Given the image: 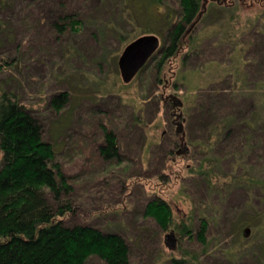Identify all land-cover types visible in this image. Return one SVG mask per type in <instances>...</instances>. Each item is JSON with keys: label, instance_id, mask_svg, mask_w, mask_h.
I'll return each mask as SVG.
<instances>
[{"label": "rangeland", "instance_id": "obj_1", "mask_svg": "<svg viewBox=\"0 0 264 264\" xmlns=\"http://www.w3.org/2000/svg\"><path fill=\"white\" fill-rule=\"evenodd\" d=\"M73 1L75 5L82 7L83 16L90 20L88 26L91 24V18L100 17L105 20L109 18L110 25L120 26L118 30L121 28L128 30L132 26L134 19L131 12L123 15L115 10L105 12L111 0ZM172 3L176 4L175 0ZM225 3L231 5L223 7L210 3L209 11L196 26H192L190 35H195L196 41L191 47L193 51L190 52L192 54L189 63L185 65L178 58L173 60L156 83L153 82L155 72L151 66L144 71V74L135 75L130 81L122 79L117 66L118 75L113 79L116 68L113 71V67L110 66L107 73L104 72L106 79L102 83L96 82L89 74L75 69V66H79L81 62L77 51H74L71 58L67 57L66 63L70 62L74 67L70 68L68 65L67 69L58 59L59 48L63 47V51L68 47L71 49V43L66 40H54L53 32L48 31L52 13L60 11L54 1L10 0L9 5L0 4V18L7 21L0 41V57L16 58L13 64L0 71V78L6 75L12 78L7 85L15 88L23 101L33 106L36 112L41 113L46 137L56 143L59 150L57 157L76 183V201L81 203V209L86 217L91 218L93 211L110 208L104 216L95 215L97 217H92L91 221L98 224L111 223L114 226L118 224L117 226L128 234L131 245L129 264H167L166 259L169 257H182L188 264H264V226L252 227L243 224L240 229H235L234 225L241 217H249L256 210L264 209V187H258L253 182L249 185V181L245 178V175H264L262 132L255 130V133H252L248 140L249 146H246L240 154L239 163L230 162L228 157L219 160V171L224 172L223 181L218 184V187L222 186L221 189L208 186L201 173L187 171L185 165L190 164L186 159L187 154L194 152L200 155L204 151L192 146L188 141V137H192L193 133L191 136L185 135L187 141L183 139L180 143L178 140V143L173 142L168 146L165 142L162 143L164 140L160 138L164 133H172V138L175 139L176 131H180L181 128L183 130L182 126L187 127L186 111L190 109L192 103L188 100L190 91H196L197 87L205 82L210 89L211 80L223 79L221 69L217 70V64L211 63L213 59L222 66L227 65L231 68V65L238 62L231 60L228 53L232 48L231 44H234L239 36L252 34L256 40L264 39V0H244V3L239 0L232 2L226 0ZM133 9L136 13L133 16L137 20L144 22V19L155 18H151L153 15H146L144 11L141 12L143 8L140 10L133 5ZM38 17H41V21L36 27ZM110 28L113 30L111 32L117 33L115 27ZM134 33H138V30H134ZM80 38L88 40V33L85 32ZM109 38L113 48H116L119 41L114 38L113 33H109ZM123 45L125 44L121 43V50ZM161 45L160 39L159 46ZM246 45V51L242 49L241 57L245 59L242 65L248 77L255 79L254 71L257 66L254 58L257 56L253 54L255 48L251 42H247ZM235 46L240 52L238 42ZM93 47L85 48L86 52L91 55L96 54L97 46ZM61 59L63 62L66 58ZM56 61L61 70L54 69L53 64ZM201 65L203 71L200 72L198 67ZM244 75L247 77L246 74ZM103 83L112 90L110 93L98 95ZM64 88L71 91L70 101L63 109L64 112L67 111L65 115L63 111L58 115L59 113H53L48 107L47 98L54 91ZM168 93L176 94L182 99V107L179 110L174 106H164L159 100L163 97L172 106L171 97L166 98ZM153 96H157L159 101L152 102ZM148 99H150L148 105L150 108L145 112V116L148 118V134L151 139L149 137L147 139L149 138L152 143L144 145L146 140L142 135L136 132L126 134V132L133 123V116L139 112L138 106L145 104ZM249 99L250 104L246 105V111L251 110L253 103L257 101L254 96ZM99 105L104 111L87 110L88 107ZM60 120L65 121L59 127L57 123L59 124ZM100 120L107 128L117 131L121 153L124 154L123 161L116 163L115 160H111V167L97 152V142L102 139ZM150 124H155V128L150 129ZM199 130L201 131L194 132L196 136L202 133V129ZM258 136L260 141L255 145ZM250 143L253 144L252 147ZM170 148L173 151L176 149L186 153L169 158L167 150ZM126 163L134 165L131 169L133 173L138 172L140 186L128 189L130 179L125 180L124 186L121 176L125 174L126 169L123 166ZM159 173H162L165 179H161ZM240 174L244 175L243 179H235V176ZM153 194L161 195L170 203L176 218L190 215L194 222L188 225L190 233L180 231L174 226L161 231L155 221L141 215V203L145 196ZM199 201L203 203L204 208L216 206L218 202L222 208V215H219L221 221L217 223L219 226L217 228L216 225L211 226L208 239L206 238L203 243L195 236L196 218L201 215L197 207ZM115 209L123 214L122 217L120 216L121 220L114 215L115 219L112 217L113 220L108 221L106 217H110ZM130 220L139 222L136 223L138 229H135L134 223ZM244 226L250 229L247 236L242 234ZM170 229L175 232L176 237L172 247L165 242L166 234ZM147 236L149 239L144 240ZM219 242L226 246L224 248L226 250L222 251L216 247ZM86 263L106 264L95 255L89 256Z\"/></svg>", "mask_w": 264, "mask_h": 264}, {"label": "trees", "instance_id": "obj_2", "mask_svg": "<svg viewBox=\"0 0 264 264\" xmlns=\"http://www.w3.org/2000/svg\"><path fill=\"white\" fill-rule=\"evenodd\" d=\"M52 1L60 11L52 13L48 31L53 32L54 40H66L74 48L68 47L64 51L63 47L59 48L60 57L66 58L63 62L60 57L58 58L61 65L67 69L68 65L74 68L73 64L66 63V60L68 56V59L73 56L74 51H77L81 62L79 66H75V69L84 71L100 83L106 79L104 72L107 73L110 66L113 67V71L116 66L119 70L118 58L121 53V43L126 45L132 38L145 33H155L161 39L162 45L143 62L135 75L141 76L151 66L155 72L153 82L156 83L173 60L178 58L187 65L192 54L190 52L193 51L191 47L196 41V36L190 35L192 28L186 32L190 24L194 22L193 26H196L209 11V4L212 2L223 7L231 5L225 3L226 0H175L176 4L172 3L173 0H128V2L111 0L105 12L115 10L122 15L131 12L134 19L130 29L118 30L120 26L110 25L109 18L105 20L101 17L96 19L89 17L92 21L88 26L90 20L83 16L82 7L75 5L73 0ZM239 1L244 3V0ZM0 4L9 5L10 0H0ZM133 5L140 10L143 8L141 12L144 11L146 15L150 14L153 15L151 18H155L144 19V22L135 19ZM40 18L36 20V27L41 21ZM122 18L124 19L123 16ZM128 22L130 23L129 20ZM6 26L7 21L0 18V41ZM111 26L116 28L117 33L111 32L113 31ZM134 30H138V33L133 34ZM85 32L88 33V40L80 38ZM109 33H113L114 38L119 41L116 48H113V43L109 40ZM237 42L241 46H238L240 52L235 46ZM247 42H251L255 48L253 54L257 56L254 57L257 65L254 71L255 79L248 77L242 65L245 60L241 57L242 49L244 48V51L247 48ZM92 45L97 46L94 55L85 50V48L93 47ZM231 45L232 51L229 50L228 57L238 63L235 62L230 68L227 65L222 66L214 59L212 62L210 60L209 62L217 64V70L221 69L223 79H213L214 82L211 80L210 89L205 82L201 83L196 91L188 93V100L192 103L189 106L190 109L186 111L187 127L182 126L183 130L181 128L180 131H176L177 140L172 138V133L162 135L161 132L162 136H160L164 140L162 143L165 142L168 146L173 142L178 143V140L181 143L187 135L191 136L193 133L192 137L186 139L192 146L204 151L200 155L194 152L187 154L186 159L190 164L185 166L190 173H201L207 185L212 188H217L223 181L224 172L222 174L219 171V160L228 157L230 162L239 163L240 154L246 146H249L248 140L255 130L262 132L264 140V39L256 40L252 34L241 35ZM230 52L233 53L232 56ZM15 60L16 58H7V56L0 57V71L13 64ZM53 65H55L54 69L61 70L57 61ZM117 68L113 72V79L117 78ZM198 71H203V65L198 67ZM258 72H262V76ZM11 79L7 75L0 78V264H87L88 257L94 255L106 264H129L131 245L128 234L119 228L118 224L114 226L111 223H104L106 221L103 222L104 224L91 221L92 217L104 216L110 208L93 211L91 218L86 217L81 209V203L76 201V183L57 157L59 150L56 143L46 137L41 113L36 112L33 106L23 101L15 88L7 85ZM239 80L240 82H237ZM102 86L98 95L110 93L112 90L105 83ZM70 96L71 91L68 88L54 91L47 98L48 107L53 113H59L69 103ZM251 96H254L257 101L253 103L251 110L246 111L245 108L250 104ZM151 100L154 103L160 100L164 106L173 107L163 97L157 100V96H153ZM149 101L150 99L138 106L139 112L133 116V123L126 132V134L136 132L142 135L146 140L144 145L152 143L148 134V118L145 116V112H148L150 108ZM174 107L179 110L182 104ZM93 108L88 107L87 110L104 111L100 105ZM66 112L62 113L65 115ZM64 121L60 120L57 125L60 127ZM99 125L102 139L97 142L98 154L108 161V166L111 160H115L116 163L123 161L124 154L121 153L117 131L107 128L102 120L99 121ZM154 126L155 124H150V129L155 128ZM200 128L202 133L196 136L195 133L201 131ZM258 137L254 142L255 145L259 144L260 136ZM224 143L227 144L224 145ZM250 146L252 147L253 144L250 143ZM167 152L169 158L186 153L176 149L173 151L171 148ZM132 167L134 165L126 163L123 166L126 169L125 174L121 176L123 183L126 179H130L128 189L141 185L137 176L138 172L133 173ZM158 175L161 179H165L162 173ZM243 176L237 175L235 179H243ZM245 178L249 181V185L253 182L258 187H264V175H245ZM221 187L220 185L217 189ZM141 204V215L155 221L161 231L173 226L180 231H188L189 223L194 224L189 214L176 218L174 209L161 195L145 196ZM202 204L199 201L197 206L201 215L196 218L195 236L203 243L206 238L208 239L211 226L216 225L215 228L219 226L217 223L221 221L219 215H222V208L220 202L216 203V206L207 208L202 207ZM112 213L110 217H106L108 221L113 220L112 217L115 219V216L121 220L123 214L118 209ZM130 221L134 223L135 229H138L136 224L138 221ZM243 224L252 227L264 226V209L256 210L251 216L236 220L235 229H240ZM148 239L147 236L144 240ZM216 247L222 251L226 250L222 242H219ZM166 260L167 264H188L182 257H169Z\"/></svg>", "mask_w": 264, "mask_h": 264}, {"label": "water", "instance_id": "obj_3", "mask_svg": "<svg viewBox=\"0 0 264 264\" xmlns=\"http://www.w3.org/2000/svg\"><path fill=\"white\" fill-rule=\"evenodd\" d=\"M201 14V13H200ZM196 21V20H195ZM194 22L190 24L192 28ZM188 30L186 32H188ZM160 38L154 33H145L132 38L121 50L118 58L119 73L124 81H129L136 74V71L141 67L143 62L156 50L159 46ZM174 99L172 105L179 107L182 104V99L176 94L168 93ZM250 229L248 226L243 227V234L247 236ZM175 232L172 229L166 234V244L169 247L174 246Z\"/></svg>", "mask_w": 264, "mask_h": 264}, {"label": "flooded vegetation", "instance_id": "obj_4", "mask_svg": "<svg viewBox=\"0 0 264 264\" xmlns=\"http://www.w3.org/2000/svg\"><path fill=\"white\" fill-rule=\"evenodd\" d=\"M168 96H169V95H167L166 98H167ZM171 99H172V97H171ZM173 101H174V99H172V103H173Z\"/></svg>", "mask_w": 264, "mask_h": 264}]
</instances>
